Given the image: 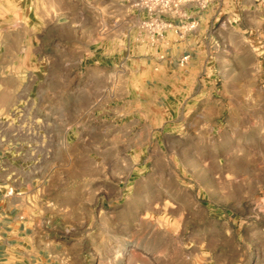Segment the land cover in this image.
Listing matches in <instances>:
<instances>
[{"label":"rangeland","instance_id":"374dc122","mask_svg":"<svg viewBox=\"0 0 264 264\" xmlns=\"http://www.w3.org/2000/svg\"><path fill=\"white\" fill-rule=\"evenodd\" d=\"M0 165V264H264V0H0Z\"/></svg>","mask_w":264,"mask_h":264},{"label":"crops","instance_id":"0c3cea01","mask_svg":"<svg viewBox=\"0 0 264 264\" xmlns=\"http://www.w3.org/2000/svg\"><path fill=\"white\" fill-rule=\"evenodd\" d=\"M16 175L17 174L15 170L11 172L9 168H4V166L0 165V221H3L4 223L8 222L6 226H4V231H7L5 230L7 226H11L16 221V217L19 213V209H17L18 211L15 212V209L17 207V200H19V198L17 196H14L15 193L10 194L9 192H6L3 188L9 183H16L19 178L18 175ZM20 227L16 231L18 232L17 237L20 236L19 232H26V227L24 228V230H22ZM14 231L15 229L11 230V232Z\"/></svg>","mask_w":264,"mask_h":264},{"label":"built area","instance_id":"2783aa9c","mask_svg":"<svg viewBox=\"0 0 264 264\" xmlns=\"http://www.w3.org/2000/svg\"><path fill=\"white\" fill-rule=\"evenodd\" d=\"M187 57H184V59H186ZM10 193H12V192H10Z\"/></svg>","mask_w":264,"mask_h":264}]
</instances>
